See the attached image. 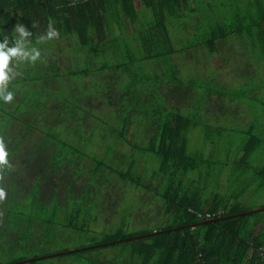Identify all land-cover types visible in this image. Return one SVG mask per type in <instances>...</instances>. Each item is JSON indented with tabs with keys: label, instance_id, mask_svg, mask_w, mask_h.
Here are the masks:
<instances>
[{
	"label": "trees",
	"instance_id": "16d2710c",
	"mask_svg": "<svg viewBox=\"0 0 264 264\" xmlns=\"http://www.w3.org/2000/svg\"><path fill=\"white\" fill-rule=\"evenodd\" d=\"M50 21L60 38L37 44ZM17 22L42 59L19 64L14 101L0 100L13 165L0 264H25L4 256L68 231L95 234L60 250L85 264H264V209L209 194L212 168L191 148L198 135L232 143L207 110L264 103V0H0V42L12 46ZM252 128L243 159L264 142ZM150 156L158 166L141 167ZM255 173L264 185V163ZM134 194L157 212L153 227L130 229L137 207L121 210Z\"/></svg>",
	"mask_w": 264,
	"mask_h": 264
},
{
	"label": "rangeland",
	"instance_id": "374dc122",
	"mask_svg": "<svg viewBox=\"0 0 264 264\" xmlns=\"http://www.w3.org/2000/svg\"><path fill=\"white\" fill-rule=\"evenodd\" d=\"M25 62H20L23 65ZM261 94L264 97V89ZM260 94V92H258ZM260 104V101H255L254 105ZM247 107V106H246ZM257 113L250 109L241 111L237 120L222 121L211 120L208 123L221 127L225 130L226 139H231V142L226 141L225 144H202L201 137L198 135L191 143V148L194 151H201L206 157V167L212 168L211 186H209L207 192L210 194L220 193L223 197L228 199V205L234 206L233 208L239 210L253 211L260 208H264V185H262V178L255 173V168L264 163V142L258 147V151L251 154L248 159H243V152L239 150L243 146L244 133H250V121L246 122L243 119L246 117H252L253 121L251 132L257 136H261L264 141V112L260 108H256ZM224 114V111L221 110ZM257 116V117H255ZM228 120V119H227ZM197 131V130H196ZM199 131V130H198ZM198 131L196 133H198ZM201 131V128H200ZM200 133V132H199ZM125 148L126 145H124ZM213 146V147H212ZM121 149L122 147L119 146ZM216 148L215 150H213ZM212 149V151H209ZM141 160H139L140 162ZM159 164V159L155 156L148 157V161H143L141 167L149 168L152 170ZM198 173V172H197ZM134 197V199H133ZM131 201L126 198L125 202L130 204L122 206L121 212L125 215L129 214L131 206L136 208V212L133 213V223L131 230L153 227L156 221V211L152 210V205L149 202L143 201L137 195H133ZM129 206V207H128ZM130 208V209H129ZM107 225V224H105ZM95 234H82L81 232L68 231L65 235L54 240V242H39L37 245L31 248L30 251H24L22 253H13L10 256H4L7 259L25 257V264H85L86 262L74 255H59L62 252L61 249L70 248L72 250L76 247L88 243L91 236ZM121 248V247H118ZM9 248L5 249L8 251ZM69 249V250H70ZM51 252L50 255L42 259H37L35 263L29 262V259L39 252ZM2 257V256H0ZM2 259V258H0Z\"/></svg>",
	"mask_w": 264,
	"mask_h": 264
},
{
	"label": "clouds",
	"instance_id": "9594fccd",
	"mask_svg": "<svg viewBox=\"0 0 264 264\" xmlns=\"http://www.w3.org/2000/svg\"><path fill=\"white\" fill-rule=\"evenodd\" d=\"M38 23L34 22L32 27L37 28ZM15 39L12 46H9V38L4 36L0 42V100L5 103H12L15 98V92L9 90V85L17 76L21 75L17 71L20 62H29L35 65L37 61H41L42 52L38 47L30 46V38L33 33L23 24L17 22L14 26ZM60 38V31L54 28L50 21L47 31L44 35H40L36 41L37 44L44 43ZM46 59V58H45ZM15 61V63H14ZM13 165L9 160L8 146L5 137L0 136V203H3L8 196L5 188V176L7 171L11 170Z\"/></svg>",
	"mask_w": 264,
	"mask_h": 264
},
{
	"label": "crops",
	"instance_id": "0c3cea01",
	"mask_svg": "<svg viewBox=\"0 0 264 264\" xmlns=\"http://www.w3.org/2000/svg\"><path fill=\"white\" fill-rule=\"evenodd\" d=\"M258 92L259 91H256V93L255 94H258ZM263 93V91L262 90H260V94H262ZM260 94H258V96L260 95ZM257 101V100H256ZM261 107V109L263 110V112H264V103H260V104H257V105H249V106H247V107H245V106H242L241 108V110H240V112L241 111H245V109H250L251 111H253L254 112V110H257L256 108H260ZM240 112H238V114H236V116H234V114H232V115H229V116H225V114H223L222 112H221V110H220V107L219 108H214L213 110H207L205 113H203V114H201L200 116H201V118L203 119L204 118V120H206V121H211V120H216V121H218V122H221L222 123V121H221V117H225L224 119V121H231L232 119L233 120H237V117L239 116V114H240ZM235 118V119H234ZM228 119V120H227ZM258 119V117L257 118H255L254 120H253V116L252 117H246V119H243L244 121H246V122H251L250 123V127H252V125H253V121H255V120H257ZM261 120H264V119H261ZM211 124V123H210ZM218 126H220V125H218ZM217 126V127H218Z\"/></svg>",
	"mask_w": 264,
	"mask_h": 264
},
{
	"label": "water",
	"instance_id": "95a60500",
	"mask_svg": "<svg viewBox=\"0 0 264 264\" xmlns=\"http://www.w3.org/2000/svg\"><path fill=\"white\" fill-rule=\"evenodd\" d=\"M264 208H262V209H257V210H263ZM253 211H255V210H253ZM253 211H250V212H253ZM214 221V220H213ZM62 253H65V252H60V253H58V254H62ZM34 259H38V258H34Z\"/></svg>",
	"mask_w": 264,
	"mask_h": 264
}]
</instances>
